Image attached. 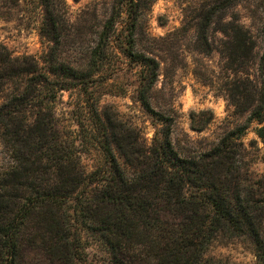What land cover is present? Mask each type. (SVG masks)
Returning a JSON list of instances; mask_svg holds the SVG:
<instances>
[{
	"label": "trees",
	"instance_id": "16d2710c",
	"mask_svg": "<svg viewBox=\"0 0 264 264\" xmlns=\"http://www.w3.org/2000/svg\"><path fill=\"white\" fill-rule=\"evenodd\" d=\"M10 2L13 7L19 0ZM39 2L44 24L56 34L62 13L51 0ZM140 2L113 0L99 43L89 53L91 70L105 64L110 34L122 9L132 36ZM214 11H205L200 25V41L207 48L205 31ZM220 24L225 27L220 32L232 40L234 57H252L255 43L243 26L236 21ZM56 38L51 40L57 42ZM126 56L148 70L151 76L145 80L152 84L158 68L155 60L137 51ZM52 60H48L51 69L41 73L35 61L12 58L0 46V140L13 162L0 171V264H16L24 240L36 242L54 264H82L84 233L98 236L103 244L108 255L103 264H134L142 256L149 258V264H220L204 257L209 246L245 234L258 264H264L260 231L264 229V180L254 183L253 178L239 176L231 135L203 153L182 156L174 150L166 129L146 151L137 148L136 139L129 143L123 136L117 141L111 125L108 131L91 108L94 127L100 132L98 148L109 169L86 172L73 139L54 125L55 92L48 87L49 76L55 74ZM63 70L66 76L76 73L69 66ZM72 79L87 91L90 77ZM240 86L245 91L246 86ZM140 100L148 108L145 99ZM249 120L260 125L255 134L264 146L260 107L252 108ZM128 156L133 161H127Z\"/></svg>",
	"mask_w": 264,
	"mask_h": 264
},
{
	"label": "rangeland",
	"instance_id": "374dc122",
	"mask_svg": "<svg viewBox=\"0 0 264 264\" xmlns=\"http://www.w3.org/2000/svg\"><path fill=\"white\" fill-rule=\"evenodd\" d=\"M224 1L141 0L132 36L122 9L110 34L105 64L91 70L89 53L99 43L113 0H51L62 13L56 34L44 24L39 0H19L13 7L10 0H0V46L12 58L35 61L41 73L51 69L48 60L53 59L55 74L49 76L48 87L55 92L54 125L73 139L86 172L109 169L98 148L100 132L90 112L94 108L108 131L111 125L117 141L136 139L137 148L146 151L166 129L174 150L182 156L203 153L231 135L239 176L256 183L264 180V146L255 134L260 125L249 117L252 108L260 107L264 113V0ZM212 8L215 11L205 31L207 48L200 41V25L205 11ZM220 21L243 26L255 43L252 57H234L232 40L220 32L225 28ZM54 37L57 42L51 40ZM130 51L155 60L158 68L152 84L145 80L151 76L148 70L126 56ZM67 66L76 73L66 76ZM73 76L90 77L87 91ZM240 84L253 97L246 89L241 91ZM113 149L123 166L118 150ZM127 159L133 161L131 156ZM12 163L0 140V171ZM260 231L264 238V229ZM92 235L84 233L82 264H103L108 255L98 236ZM23 243L16 264H54L36 242ZM204 257L220 264H258L246 234L211 244ZM140 259L132 261L149 264L148 257Z\"/></svg>",
	"mask_w": 264,
	"mask_h": 264
}]
</instances>
